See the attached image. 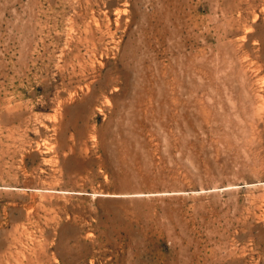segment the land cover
<instances>
[{
    "label": "rangeland",
    "instance_id": "rangeland-1",
    "mask_svg": "<svg viewBox=\"0 0 264 264\" xmlns=\"http://www.w3.org/2000/svg\"><path fill=\"white\" fill-rule=\"evenodd\" d=\"M0 264H264V0H0Z\"/></svg>",
    "mask_w": 264,
    "mask_h": 264
},
{
    "label": "bare ground",
    "instance_id": "bare-ground-1",
    "mask_svg": "<svg viewBox=\"0 0 264 264\" xmlns=\"http://www.w3.org/2000/svg\"><path fill=\"white\" fill-rule=\"evenodd\" d=\"M131 22V21H130ZM92 46V45H91Z\"/></svg>",
    "mask_w": 264,
    "mask_h": 264
}]
</instances>
